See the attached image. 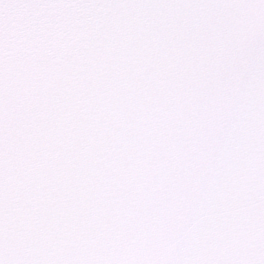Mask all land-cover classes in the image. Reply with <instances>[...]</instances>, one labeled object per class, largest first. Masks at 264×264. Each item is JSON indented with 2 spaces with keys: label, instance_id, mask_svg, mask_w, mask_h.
Masks as SVG:
<instances>
[{
  "label": "snow or ice",
  "instance_id": "obj_1",
  "mask_svg": "<svg viewBox=\"0 0 264 264\" xmlns=\"http://www.w3.org/2000/svg\"><path fill=\"white\" fill-rule=\"evenodd\" d=\"M0 264H264V0H0Z\"/></svg>",
  "mask_w": 264,
  "mask_h": 264
}]
</instances>
